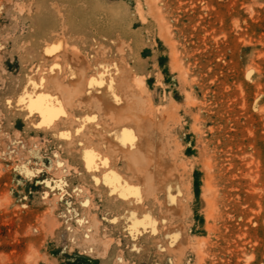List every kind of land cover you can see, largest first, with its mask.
<instances>
[{
    "label": "rangeland",
    "instance_id": "rangeland-1",
    "mask_svg": "<svg viewBox=\"0 0 264 264\" xmlns=\"http://www.w3.org/2000/svg\"><path fill=\"white\" fill-rule=\"evenodd\" d=\"M58 39L87 61L86 81L105 62L162 119L153 167L171 173L173 214L157 179L142 208L95 182L113 167L141 185L120 156L86 169L84 143L105 153L76 132L84 106L57 132L22 108ZM0 264H264V0H0Z\"/></svg>",
    "mask_w": 264,
    "mask_h": 264
},
{
    "label": "bare ground",
    "instance_id": "bare-ground-1",
    "mask_svg": "<svg viewBox=\"0 0 264 264\" xmlns=\"http://www.w3.org/2000/svg\"><path fill=\"white\" fill-rule=\"evenodd\" d=\"M118 50L122 51L120 44L118 45ZM42 55L45 62L54 63L41 78H37V76L32 74V77L27 80V86L19 103L23 104L22 108L26 109L28 116L37 117L38 123L43 128L57 132L58 122L62 119L67 121L71 117L69 110L73 109L74 106H84L88 113L84 123H81L76 132L80 135L82 134V129H87L89 135L97 140V144L101 145L105 153L104 156H101L96 147L90 143H84L81 156L86 169L88 171H96L99 164L107 167L111 160H115L116 157L120 156L121 161L127 165V172L131 175L130 178L139 177L141 185L131 186L128 182L123 184L121 176L114 171L113 167L105 171L100 178H95V182L98 183L100 181L111 192L116 193L126 201H130L132 205L142 208V199H145L146 195H153V192H155L153 181L157 179L158 183L160 185L163 183L164 186L166 212L173 214L175 203L170 198L169 193V189L172 190L170 188L172 185L170 184L171 186L169 187L168 184V181L171 180L169 179L171 173L169 172L170 174L166 175L161 171V167L158 168L159 166L155 164L162 165L160 154L162 156L163 153H160V147L158 146L159 148H157L155 145L156 153L153 152L156 156L152 152L154 147L152 137L155 135L154 131H152L153 121H155L157 128H161L162 119H159L157 115L153 117L147 113L144 110V106L139 101L136 102L135 97H133L134 101L133 98L131 99V97L127 96L130 91L127 92L126 90L132 87L128 83L127 86L131 88L128 89L127 86L122 88V85H124L122 82L125 81L123 80L124 75H119L123 81L120 84H116L114 77L117 76V73L112 72L109 69V65L105 64V62L98 60L95 66L97 73L86 81L87 61L81 55L72 53L71 50L67 51L66 44L62 39L46 42L43 46ZM38 69L39 67L36 72H38ZM64 70L66 72L65 82L62 80L64 78ZM47 82L52 87L46 91L45 85ZM138 84V87L143 91L142 82ZM40 97H45V99L40 101ZM98 118H102L108 123L96 125ZM31 121L33 123L36 122L33 118H31ZM73 122L69 121V128H71ZM59 137L67 139L71 143L72 135L69 134V130L65 133H59ZM152 154L155 158H153ZM153 162H155L154 167L156 166L163 173H157V169L153 167ZM165 180H167L166 184H164ZM134 219L136 218L132 215V220L131 218L130 220L135 221ZM148 220L149 218H144L142 223H139L146 226L149 224ZM165 220L163 218V223ZM131 223H134L133 228L139 224L137 221ZM169 237L173 239L175 234L172 231L171 233L167 232L165 238ZM175 240L177 243V239Z\"/></svg>",
    "mask_w": 264,
    "mask_h": 264
},
{
    "label": "snow or ice",
    "instance_id": "snow-or-ice-1",
    "mask_svg": "<svg viewBox=\"0 0 264 264\" xmlns=\"http://www.w3.org/2000/svg\"><path fill=\"white\" fill-rule=\"evenodd\" d=\"M44 99H45V97H40L39 98L40 101H43ZM38 103H39V101H38Z\"/></svg>",
    "mask_w": 264,
    "mask_h": 264
}]
</instances>
